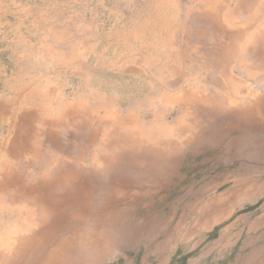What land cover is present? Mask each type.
Wrapping results in <instances>:
<instances>
[{
  "label": "rangeland",
  "instance_id": "obj_1",
  "mask_svg": "<svg viewBox=\"0 0 264 264\" xmlns=\"http://www.w3.org/2000/svg\"><path fill=\"white\" fill-rule=\"evenodd\" d=\"M212 5L210 32L182 34L180 55L166 53L164 70L115 78L98 89L100 102L85 89L84 115L62 122L52 151L17 157L0 146V165H10L17 182L40 185L55 168L50 162L102 168L89 176L99 201L92 207H101L80 216L83 231L98 239L96 257L74 248L65 255L73 264H264V0ZM5 133L0 127V143ZM14 190L0 202L6 243L14 228L26 229L31 208L40 228L38 206L62 195L12 205ZM71 219H61L65 230L42 253L72 237Z\"/></svg>",
  "mask_w": 264,
  "mask_h": 264
},
{
  "label": "crops",
  "instance_id": "obj_2",
  "mask_svg": "<svg viewBox=\"0 0 264 264\" xmlns=\"http://www.w3.org/2000/svg\"><path fill=\"white\" fill-rule=\"evenodd\" d=\"M212 1L0 0L1 149L52 151L62 122L84 115L85 89L100 102L115 78L164 70L182 34L210 32Z\"/></svg>",
  "mask_w": 264,
  "mask_h": 264
},
{
  "label": "bare ground",
  "instance_id": "obj_3",
  "mask_svg": "<svg viewBox=\"0 0 264 264\" xmlns=\"http://www.w3.org/2000/svg\"><path fill=\"white\" fill-rule=\"evenodd\" d=\"M261 40L264 42V35L261 36ZM261 60H264V56H261ZM129 131L130 129L127 127V129L122 132L129 138L132 135ZM105 149L106 148H104V150ZM104 150L102 151V154H104ZM25 153H28V151ZM102 157L105 158L106 167L109 169L110 164L108 158H106L105 155H102ZM100 170H96V168L93 167H90L89 169L83 167L81 168L76 165L72 167L68 164L61 163L60 166L55 167L52 171L48 172V175L42 176V183L40 185L30 182L25 183V181L17 182L19 179L16 177V179H10V177L6 176L0 179V202L3 201L2 197L7 196L6 193L9 189L12 187H15L16 189L13 191L12 195L9 194L11 197L8 199L12 205L16 201L19 202L25 198H29L33 202V206H36V203H38L41 197L46 198L44 197L45 195L50 197V195L55 192L62 193L61 196H58L60 198V202L53 204L50 200L45 199L43 200V204L38 206L43 216L40 228L38 227L37 222V212L35 209L31 208V212L29 211L30 214L24 220L27 225L26 229H19V227L14 228V233L16 234L8 236L7 243L6 239L2 238V241H0V264H9L11 260L13 261V264H38V262H36L35 256L37 257L39 252H41V250L48 244L47 242H50L52 235L54 236V234L61 231L62 229L65 230V227H61L65 220L61 219L67 215L72 218L70 221L75 220L74 225L77 228L74 229V232L71 235L72 237L68 236L71 237L70 239L67 240V237H61L62 239L60 238L61 240L57 242L54 249L52 248L49 251L46 249L45 253L41 252L40 257L42 261L40 264L76 263L75 259L70 260L72 255L68 258L65 255L69 251L74 250V248L75 252L76 248L79 249L82 246H86L83 248H87L86 251L88 253V259L92 260L91 262H94V257H96V254L91 253V251L94 249V243L97 242L98 239H95L93 233L94 230L92 232L83 231L84 229L80 224V216L85 215V211L88 210L91 213H95L101 207V205H99L100 207L97 209H93L92 207V203L99 201L93 200V193L95 189L93 184L89 182L90 174L93 172L98 173ZM109 191L110 188L108 187V189L103 192L105 193L106 198H108L107 196ZM73 193H76L78 196L76 200L71 199V201L68 200L63 202L62 199H68L67 197L71 198ZM59 227L62 229L58 231ZM32 228H34L35 231H31L32 235H29L28 231ZM21 239L24 243H16ZM78 242L84 243L85 245L78 246L76 244Z\"/></svg>",
  "mask_w": 264,
  "mask_h": 264
}]
</instances>
